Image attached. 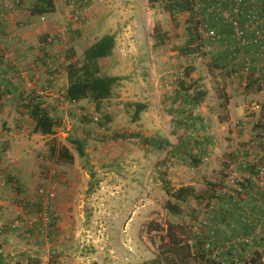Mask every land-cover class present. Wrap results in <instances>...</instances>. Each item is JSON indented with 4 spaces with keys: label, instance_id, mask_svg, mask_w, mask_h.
<instances>
[{
    "label": "rangeland",
    "instance_id": "374dc122",
    "mask_svg": "<svg viewBox=\"0 0 264 264\" xmlns=\"http://www.w3.org/2000/svg\"><path fill=\"white\" fill-rule=\"evenodd\" d=\"M33 1L0 0V82L16 87L0 84V235L18 222L11 233L36 253L29 264H157L151 261L163 256L172 222L185 225L193 241L213 230L216 239L202 248L218 264H264V223L254 234L259 217L248 205L253 193L264 198L252 185L253 161L264 165V103L251 108L264 79L258 84L229 53L213 59L227 50L230 31L215 20L221 38L208 40L201 25L208 0L174 13L166 0H55L42 16L29 13ZM248 5L264 13V0ZM107 33L115 45L98 63L101 74L116 78L110 97L99 107L88 98L70 102L68 62L80 64L84 49ZM20 52L44 61L18 59ZM197 90L206 93L195 104ZM34 96L55 122L50 135L32 132L27 104ZM233 96L243 104L235 120L246 124H232L238 140L228 147L230 129L215 134ZM134 102L146 104L135 121ZM73 138L84 141L83 157ZM52 146H66L72 161L57 158ZM50 182L51 221L35 231L43 201L37 190ZM180 185H192L199 197L180 202L174 215L165 208L174 202L166 189ZM200 220L206 224L195 229ZM250 234L251 245L228 248L234 236Z\"/></svg>",
    "mask_w": 264,
    "mask_h": 264
},
{
    "label": "trees",
    "instance_id": "16d2710c",
    "mask_svg": "<svg viewBox=\"0 0 264 264\" xmlns=\"http://www.w3.org/2000/svg\"><path fill=\"white\" fill-rule=\"evenodd\" d=\"M170 13L187 11L192 9L193 0H166ZM54 0H34L29 8L31 15L50 14L54 11ZM115 45L113 34H104L93 43H91L83 51V58L80 64L69 61L66 66L67 85L65 89V98L70 102L88 98L96 107H99V102L110 97L112 87L115 81V76H110L100 73L99 59L111 55ZM186 51H193V48L185 47ZM228 54V50H225ZM16 90V88H15ZM194 94L193 101L198 102L199 97L205 95V90H197ZM199 96V97H196ZM134 111L132 113L133 121L137 120L139 113L146 108V104L134 102ZM28 116L33 121L32 132L41 135H50L53 133L55 122L44 108L42 101L34 96L30 97L27 104ZM197 142V141H196ZM72 147L77 151L80 157L85 155L84 141L78 138H73L70 141ZM198 143V142H197ZM202 142L198 144L201 146ZM50 151L57 158L70 162L73 159L72 154L66 146L50 148ZM169 197L174 199V202L167 200L165 208L174 215L181 213L180 202H185L190 197H199L195 194V189L192 185H180L175 189H166ZM167 241L164 244L163 256L160 259H153L152 263L157 264H190L194 261L196 264H218L215 259H211L203 251L202 246L209 239L205 240L194 239L185 233V225L167 223L166 227ZM193 241V242H192Z\"/></svg>",
    "mask_w": 264,
    "mask_h": 264
},
{
    "label": "built area",
    "instance_id": "2783aa9c",
    "mask_svg": "<svg viewBox=\"0 0 264 264\" xmlns=\"http://www.w3.org/2000/svg\"><path fill=\"white\" fill-rule=\"evenodd\" d=\"M194 9L196 10V4L193 0ZM204 8V19L201 22L202 28L208 40H216L221 38L220 34L214 27L213 23L215 20H223L230 31L228 40H225L226 48L228 53L236 61L238 60V54L240 50L248 46H253L256 50L254 53V58H262L264 55V13L262 10L255 6L247 5L246 0H214L207 1L203 5ZM244 19V21H243ZM246 30H249L251 33L247 35ZM227 39V38H226ZM207 49H210V46H206ZM263 62L257 63L253 60H245L243 64L244 71H251V68H256L259 70L262 67ZM26 71H22L21 75L24 76ZM260 100L253 101L251 103V108L255 111L262 108V103H264V85L260 88ZM255 165L256 174L252 176L253 180L256 181L258 186H264V165L258 160L253 161ZM240 166L247 168V164L244 161L240 162ZM56 186L54 183L50 182L47 185H42L38 188L37 194L42 198V205L39 208V220L42 222V226L47 227L50 223V215L48 202L53 199L55 196ZM243 223H250L245 216L241 217ZM258 223L253 224L255 227L254 234L257 233L262 224L264 223V205L262 207V214L257 220ZM206 224L205 220H200L197 225L194 226L195 229H199L201 225ZM250 225H252L250 223ZM254 234L244 235V236H234L229 242L228 248H238L243 246L251 245L253 242ZM210 241L216 239L215 233L213 230L209 234ZM210 241L206 242V246H211ZM217 261V258H214ZM236 260L235 258H232ZM44 264H49L45 262Z\"/></svg>",
    "mask_w": 264,
    "mask_h": 264
},
{
    "label": "crops",
    "instance_id": "0c3cea01",
    "mask_svg": "<svg viewBox=\"0 0 264 264\" xmlns=\"http://www.w3.org/2000/svg\"><path fill=\"white\" fill-rule=\"evenodd\" d=\"M257 1H259V0H247L246 2L248 5L251 2H257ZM54 4L56 5L55 0H54ZM8 15H10V13H8ZM243 21H244V19H243ZM246 33H247V35H250L251 32L249 30H246ZM31 41L32 40H26L23 43H25V45H28ZM35 43H39V42H35ZM28 47H30V45ZM255 50L256 49L253 46H248V47L244 48V50L239 51L237 59L240 62V64H242L247 59L256 61L257 63L263 62L262 67L259 70H257L256 68H254V69L251 68V71L253 72L252 79L256 80L259 84V82H261L264 79V55L262 58H260V57L258 59L254 58ZM20 54H21V52H20ZM223 55H225V52L218 51L213 56V59L218 60V59H220V57H223ZM17 57H18V59L25 57L27 61L30 59H33L36 63L38 62L39 59L42 62L44 61L43 57L39 56V54H38V56H33L32 54L29 55V54L25 53V54H21L20 57L19 56H17ZM44 57H46V56H44ZM239 62H238V64H239ZM56 67L57 66H54V68H56ZM38 68L39 67H36V69H38ZM26 73H27V71H26ZM40 73H41V70L37 71L35 75L40 74ZM242 73H243V71H242ZM248 74H250V73H248ZM246 83L247 82L244 81L243 85H246ZM0 84L9 85V87H13L11 89L13 91H15L16 87L12 86L7 80H1ZM260 86H262V83L259 84L258 87L260 88ZM254 97H260V93L256 94ZM242 106H243V104L241 102L240 97L239 96H233L232 98H230V103L228 104L229 116H225L223 119L218 120V124H219L218 125V132L215 134V136L219 137V135H221L220 133H223V129H225V128L230 129V132L226 131L224 133L226 135V137L223 139L227 143L228 147H230L232 145V142L234 141V138L236 137L237 130H238V129H235L232 124H234V123L243 124V125L246 124L244 118H239V120H235L236 117L239 115ZM229 136L232 137L233 140H230ZM212 138H213V136H211V139ZM236 140H238V139H236ZM226 149L227 148L223 146V150H226ZM236 153L241 154L243 152L240 150H237ZM252 185L255 187V191L261 192L260 189L264 190V186H258V184L256 182H254V183L252 182ZM259 195L256 193H253V197L250 200H248L249 209L251 210L250 214H251V217L254 219H257V217L261 216L262 207L264 205V198H260ZM236 205H237V203H236ZM35 218L38 219V222L34 223V225L32 226L34 230L39 229V224H40V226H42V222L39 220L40 219L39 214ZM17 223L18 222H12L11 221L8 224V226H10V228L13 230L12 227L17 225ZM12 230L9 232H6V233H2L0 235V264H15V261H17L16 262L17 264L18 263L29 264L30 260L27 256H28V254H30L32 256L31 253H33V255H34L35 252H32L31 248H27V247H30L29 244H25L26 247L21 245V243H19L20 240L18 238H16L14 236V234L11 233L14 231V230L13 231ZM35 231H37V230H35ZM41 232H42V230H41ZM15 235H18L17 232L15 233ZM23 259H24V261H23ZM44 263L45 262H43V264Z\"/></svg>",
    "mask_w": 264,
    "mask_h": 264
}]
</instances>
